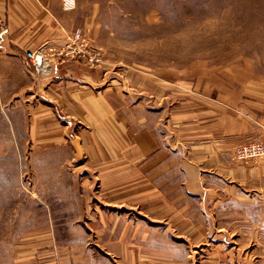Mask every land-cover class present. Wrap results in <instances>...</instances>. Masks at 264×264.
<instances>
[{
  "label": "rangeland",
  "instance_id": "obj_1",
  "mask_svg": "<svg viewBox=\"0 0 264 264\" xmlns=\"http://www.w3.org/2000/svg\"><path fill=\"white\" fill-rule=\"evenodd\" d=\"M102 1L118 139L0 96V264H264V0Z\"/></svg>",
  "mask_w": 264,
  "mask_h": 264
},
{
  "label": "crops",
  "instance_id": "obj_2",
  "mask_svg": "<svg viewBox=\"0 0 264 264\" xmlns=\"http://www.w3.org/2000/svg\"><path fill=\"white\" fill-rule=\"evenodd\" d=\"M103 9L102 0H0V96H36L40 90L45 102L40 101L42 106L37 110L38 125L46 123L49 129L67 122L62 124L67 127L62 129L63 135L46 137L48 141L69 137L96 144L103 142V132L111 127L117 135L113 141L118 139L117 123L111 117L113 109L105 96L107 90L105 94L102 91L107 60H89V55L107 46L103 32H113L103 21ZM44 43L58 50L73 45L86 50L54 59L53 73L39 81L27 64L26 54ZM135 139L141 157L155 151L157 141L151 134L142 132Z\"/></svg>",
  "mask_w": 264,
  "mask_h": 264
},
{
  "label": "built area",
  "instance_id": "obj_3",
  "mask_svg": "<svg viewBox=\"0 0 264 264\" xmlns=\"http://www.w3.org/2000/svg\"><path fill=\"white\" fill-rule=\"evenodd\" d=\"M80 35L76 32L75 39H79ZM69 50H58L48 43H44L38 46L34 50L27 51L26 59L27 64L30 68L39 74H50L53 71L54 59L65 56V55H78L83 53V50L78 46L69 47ZM81 50L80 52L78 50ZM98 53H93L89 55L92 62H96ZM242 156L247 157H256L264 155V143H253L246 146H243L238 151Z\"/></svg>",
  "mask_w": 264,
  "mask_h": 264
}]
</instances>
